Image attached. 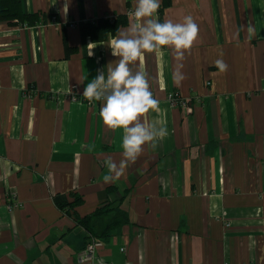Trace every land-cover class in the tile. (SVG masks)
Masks as SVG:
<instances>
[{
	"label": "crops",
	"instance_id": "1",
	"mask_svg": "<svg viewBox=\"0 0 264 264\" xmlns=\"http://www.w3.org/2000/svg\"><path fill=\"white\" fill-rule=\"evenodd\" d=\"M20 3L43 23L0 21V264H264V0H160V22L191 15L199 35L179 85L171 48L135 62L159 101L141 119L168 135L112 183L106 158H122L123 133L82 93L118 59L108 45L135 0H69L66 17L65 0ZM75 194L79 216L109 204L127 221L92 238L60 208Z\"/></svg>",
	"mask_w": 264,
	"mask_h": 264
},
{
	"label": "clouds",
	"instance_id": "2",
	"mask_svg": "<svg viewBox=\"0 0 264 264\" xmlns=\"http://www.w3.org/2000/svg\"><path fill=\"white\" fill-rule=\"evenodd\" d=\"M68 6L69 0H65V17ZM159 8L160 0H135L134 10L128 13L129 26L108 45L111 55L118 59L107 65L106 74L100 71L88 82L82 93L90 103L102 101L99 115L103 124L123 133L122 158L117 162L112 156H107L108 174L103 176L104 183L121 178L129 163H135L143 154L145 145L151 144L155 149L157 141L168 135L165 127H157L141 119L150 110H158L159 101L150 90L145 73L134 71L133 66L144 53L159 52L169 47L175 53L177 68L173 78L179 85L185 79L182 72L185 53L197 40L199 27L191 15L183 17L181 22L170 19L160 22L156 15ZM91 55L92 51L88 56ZM213 63L219 72H227L228 64L222 58Z\"/></svg>",
	"mask_w": 264,
	"mask_h": 264
},
{
	"label": "trees",
	"instance_id": "3",
	"mask_svg": "<svg viewBox=\"0 0 264 264\" xmlns=\"http://www.w3.org/2000/svg\"><path fill=\"white\" fill-rule=\"evenodd\" d=\"M112 23L106 19L108 24L116 23V16L113 17ZM0 21H7L13 24H27L33 26L43 23L38 15L24 13L20 0H0ZM115 21V22H113ZM97 25V24H96ZM95 24L86 23L85 29H93ZM81 203L80 196L73 195V201L70 203H61L60 208L67 211L77 225L82 226L92 238L105 239L121 224L127 221V217L122 212L116 211L109 204L101 205L94 212L85 216H79L75 212L77 205Z\"/></svg>",
	"mask_w": 264,
	"mask_h": 264
},
{
	"label": "built area",
	"instance_id": "4",
	"mask_svg": "<svg viewBox=\"0 0 264 264\" xmlns=\"http://www.w3.org/2000/svg\"><path fill=\"white\" fill-rule=\"evenodd\" d=\"M132 11V10H129L128 13ZM70 24H73V23H70ZM71 97L74 98V93L72 92L71 93ZM169 100L170 102H172V104H174L175 106H179L180 108H182L183 110H189V101L186 100V99H183L179 96V94L177 93H172L170 94L169 96ZM88 101V100H87ZM88 103H90L88 101ZM12 197V200L14 199V195H11ZM22 206L21 203L17 202V201H13L12 203H9V204H6L5 205V208L8 212H13L15 211V209H18ZM229 223L226 224V226H228ZM96 243L94 240H91L90 242H88L84 249L81 251L79 257H78V261L80 263H85L87 261H90L93 257V253H94V250H95V246ZM123 250V248H122Z\"/></svg>",
	"mask_w": 264,
	"mask_h": 264
}]
</instances>
